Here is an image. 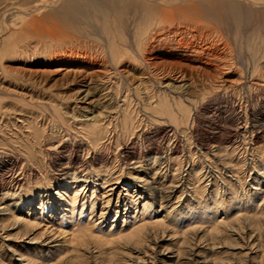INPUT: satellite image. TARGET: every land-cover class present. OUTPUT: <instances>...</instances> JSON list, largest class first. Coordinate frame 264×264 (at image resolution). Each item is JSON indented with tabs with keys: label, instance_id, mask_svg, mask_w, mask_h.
Segmentation results:
<instances>
[{
	"label": "rangeland",
	"instance_id": "obj_1",
	"mask_svg": "<svg viewBox=\"0 0 264 264\" xmlns=\"http://www.w3.org/2000/svg\"><path fill=\"white\" fill-rule=\"evenodd\" d=\"M212 2L220 20H211L212 24L216 23L214 27L210 26L213 30L210 27L203 29L204 32L210 29L211 38L207 33L205 41L199 39L197 42L199 46L204 43L213 46L215 58L207 60L203 55L202 60L194 61L191 57L194 62H179L180 66L175 70H166L168 66L164 63L168 65L176 60L160 57L145 63L135 50L131 53H135L136 60L126 56L120 66L111 68L110 65L105 71L80 66L73 67L81 69L74 70L81 72L78 74L60 70L61 64L81 61L86 54L89 59L107 60L106 52L103 53L106 39L96 30L88 37L78 27L50 20L42 24L39 32H31L29 41L16 43L23 50L3 53L0 57V107L4 110L0 111V223L5 225L0 231L2 264H19L16 260L19 255L13 253L32 258V264L45 260L69 263L68 258L74 253L65 245L66 237L52 217L59 213L54 205L59 202L56 195L59 186L53 181L57 182L59 171L70 165L79 166L83 160L95 169L121 174L119 183L96 193L93 232H97L95 235L99 238L87 239L86 246L79 249L85 257L84 264H161V260L166 264H264V7H249L238 1L245 13L240 22L230 17L227 2ZM30 19L17 22L28 24ZM205 22L210 23V20ZM218 24L221 28L216 26ZM214 28L220 29V35L216 30L219 36L214 37ZM18 34L15 33L12 42ZM201 62H208L209 66ZM163 91L174 98L180 97L189 105L192 113L185 132L175 129L165 117L158 119L150 110L151 101L147 95ZM126 105L132 110L137 128L126 134L118 125L109 135L112 139L92 157L86 155L84 144L77 138L60 139V131L51 122L53 108H59L70 119L75 116L83 120L84 116L89 119L99 113L114 114ZM31 115L36 116L31 127L41 131L43 138H49L41 139L35 145L26 126ZM114 120L113 124L117 123ZM28 153L37 158L31 161ZM162 156L170 157L164 163ZM137 158L145 169V159L152 163L147 171L150 172L146 178L148 185H154L152 181L156 179L169 189L166 194H171L170 201L163 202L162 208H159L157 196L159 199L150 198V206L142 210L143 202L149 198L146 195L140 198L144 190L139 187L140 182L130 179L127 166L131 159ZM154 158L156 162H153ZM173 158L177 159L176 165H173ZM191 168L197 175L193 180L188 174ZM90 175L92 180L89 182L93 184L94 175ZM128 181L132 183L129 185ZM32 188L33 197H28ZM21 198L22 202L18 201ZM106 199H110L107 207L101 204ZM40 200L45 205L44 211L38 208ZM101 207L105 210L99 219ZM9 213L20 218L33 216L37 228L24 229L19 222L7 219ZM243 214L254 216V219L234 225L226 223ZM160 218L166 224L168 222V227L164 231L151 232L141 245H135L131 240L113 243L103 240L113 236L115 240L127 229ZM68 222L61 227L65 232H70ZM214 223L219 226L217 235L208 231ZM23 232L26 235H22ZM51 239L52 243L43 244L44 240Z\"/></svg>",
	"mask_w": 264,
	"mask_h": 264
},
{
	"label": "bare ground",
	"instance_id": "obj_2",
	"mask_svg": "<svg viewBox=\"0 0 264 264\" xmlns=\"http://www.w3.org/2000/svg\"><path fill=\"white\" fill-rule=\"evenodd\" d=\"M30 1L31 2H28L27 0H0V57H2L3 53L5 52H11L13 50L14 51L21 50L22 46L21 48H19V45H17L16 43H18V41L23 42L24 40L29 41L30 39L29 34L31 32L33 33L39 32V30L42 29V24L50 20V22L52 21V23L55 21L57 22L60 21L65 26H68V27H74V26L78 27L79 30L82 33L84 32L85 35L87 36L88 35L90 36L91 34H93L91 33L92 30H96L100 34L104 35V39H106L105 40L106 51H104L103 53L106 52L107 60L96 61L94 59H89L88 54H86L87 55L86 58L84 57L85 59H82L81 61H78V62L76 61L73 64L67 61L68 63L61 64L60 67H58L60 70H67L66 72H75L77 74L81 73L79 71L78 72L74 71V70L81 71V69L73 68V67L76 68L78 66L82 67L83 69L86 68L90 70H100V72L108 70V68H110L109 67L110 65H111V68L112 67L116 68V66H120L122 63L125 62L124 58L126 56L132 60L134 59L136 60L137 56L134 55L135 53L134 54L131 53L132 50H135L136 54L141 58V61L143 58L144 59L143 62L145 63H148L147 61L148 59L150 61V59H157L160 57L165 58V59H170V60L171 59L176 60L174 61L175 64L173 62L171 63L173 66L169 63L171 61L169 62L167 61V63H169L170 66L169 64L165 65L164 63V66H168V67H165V69L170 68L172 70H175L176 69L175 67L180 66L179 62L181 63L183 61L194 62L195 60H198V59L202 60L203 55H206L207 60L210 58H215L214 57L215 53L213 52V49H212L213 46L211 47L210 44H206V43H204V46H199L198 44L199 42H197L199 39H203V41H205L206 38L204 37L207 36V33H208V36H210L209 31L210 29H212L211 27H214L213 24H216V23L212 24L211 20L212 22L214 20L215 21L218 20L219 22L220 20V17H221L220 14H219L220 16L219 17L217 14L218 11L215 10L214 8L215 5L214 4H213L214 6L212 5V3H214L212 1L214 0H30ZM220 1L227 2V6L230 9V17H232L233 20H237V21L238 20L240 21L241 18H243L245 14V13L243 14V12L241 11L242 9H240L241 6L237 3L238 1L247 4V6L249 7H254V8L264 7V0H220ZM37 14H41V15H37ZM28 17L31 18L30 21H27L28 24L24 23L22 25L19 22H17V20H20V19L23 20V18H28ZM207 20H210L211 24L206 23L205 21ZM204 22L206 23V25L207 24H210V25L206 26ZM216 26L219 27L220 25L218 24ZM209 27H210L209 31L207 32L203 31V29L205 28H207L206 30H208ZM219 28H221V26ZM219 28H217L218 31L220 30ZM212 30L211 32H214ZM218 31H216V33ZM16 32H19V34L17 35L16 41L12 42L11 39L15 36ZM219 32H220L219 33L220 35L221 31ZM216 33L214 32L215 34V35L213 34L214 37L218 35V33L217 34ZM187 36L190 38H186ZM16 51L15 53H17ZM191 57L194 58L193 59L194 61L191 60ZM141 61H139V64H142ZM207 63L208 62H204L203 64H205L206 66H209L207 65ZM177 64L178 66H175ZM256 72L257 71L255 70L254 74ZM75 76L77 75L75 74ZM144 88L147 89V86L144 85ZM171 95L172 94L166 93L165 91L157 95H154V94L147 95L149 98V101H151V104L149 102L150 110L152 111L153 115L157 117L158 119H160V117L161 118L165 117L167 121L171 122L175 126V129H178L181 132H185L186 124H187L186 122L188 121V118L191 117V113H192L190 111L191 109L189 105L186 104V102H183L180 99V97L174 98ZM195 95H198V94L196 93ZM184 97L185 96H183V98ZM205 97L206 95L204 96V98ZM2 109L3 108L0 107V111H2ZM52 111H53V115L51 117L52 119L51 122L53 121L55 123V126L58 132L60 131L58 135L60 139L63 140V138H66L65 140H67L69 139V137H72L76 140L77 138L78 142H81L84 144V150L86 152V155H90L91 157L96 151H98V149H100V147L104 146L106 141L108 140L110 141L112 139V137H110L109 135L115 131L118 125L121 126V130L126 134L133 133L135 128H137L136 123L134 122L135 121L134 117L132 115L133 114L132 110H130L127 105L123 106L122 108H118L114 112V114L111 113L109 115L108 114L102 115L101 113L100 115L99 113L95 116L93 115L89 119H86V116H84L83 120H78V118L75 116L70 119L65 114H63L61 110H59V108H53ZM31 116L28 117L30 119L26 120L27 121L26 123L29 124V125L27 124L26 126L27 128H29L27 129L28 130L27 133L29 134L30 138H32L33 140L32 144L33 145L38 144L41 139L46 138L48 140L49 139L48 136L43 138V133H41V131L39 132L38 129L34 127L33 125L31 127L30 124H32L34 120L36 119V116L34 117L32 116L33 118ZM113 118L117 120V123L113 124V120H114ZM27 156L29 157V159H31V161H33L34 158H37L36 155L35 154L33 155L32 153L31 154L28 153ZM166 156H168V153ZM117 158L118 157L116 156L115 157L116 161H118ZM168 158H166L167 161H168ZM166 159L165 158L162 159L164 163H166ZM145 161H146L145 162L146 169L142 166L143 162L138 161V158L135 160L131 159V161H129L130 162L129 165L125 163L129 167L128 174L130 175V179L141 183L139 187L143 188L141 190H144V191H142V193L140 194V198H143L144 197L143 195H146L149 198L147 202H143V205H142L143 211L146 210L148 206H150L151 204L150 198L154 199L155 197L158 196L160 198L159 208H162L163 202L169 203L170 201L169 199L171 195L170 193L166 194V189L168 188L166 187L164 188L161 181H160L161 183L156 182L155 181L156 179H155L152 181L154 185H148V183L146 182L147 180L146 178L150 172L148 173L147 171L149 170L148 166L151 165L152 163L149 162L150 160L148 159H145ZM156 161L157 159L154 158L153 162H156ZM172 162H173V165H176L177 159L173 158ZM86 164H88L86 163V160H83L79 166H74L72 164L73 166L70 165L66 168L64 167L65 169H62L61 171H59V175L57 176V179H56L57 182L53 181L54 184H56V186H59V191L56 193L57 198L59 199V202L58 201L54 202L55 203L54 205L56 206V209L59 213H57L56 215H52V217L55 222L59 223L57 225H59V229L61 231L60 233L65 235L66 237L64 242L67 244L65 245L70 247L72 250V253H74L73 257L69 256L70 258H68V262H69V263L67 262L68 264H84L85 257H83V255L80 253L79 249L86 246L87 239L90 238L93 240L94 238L95 240L96 238H99V236L95 235L97 232L96 233L93 232V227H95V224H96V223L94 224V220H93L95 216L94 212L96 210L95 209L96 208L95 198L97 197L96 193L102 189L104 190V188H109L110 186L119 183V180L121 179V174L119 175L117 171L108 172L107 169H103V168H102L103 170L95 169L92 165H86ZM91 164L93 163L91 162ZM191 169H192L191 172L188 174H189V178L193 177L191 179L193 180V179H196L195 177H197V175L192 173V171H194V168H191ZM125 170H127V168ZM90 174L94 175L93 184L89 182V180L92 178ZM58 178H61V179H58ZM98 180H100L101 182H98ZM127 183L130 185L132 182L128 181ZM8 190H10V188ZM109 190L111 189H108V191ZM33 192L34 190L32 188L31 192H29L28 193L29 195L27 196L33 197ZM87 192H89L90 194L87 195L86 194ZM15 193L17 194V192ZM6 194L4 193V195ZM8 194L10 193L8 192ZM23 195L27 197L25 194ZM4 197L2 199H4ZM131 198L133 199L134 202H136V199H134L135 198L134 196H132ZM109 200L110 199H106L101 204H105V206L107 207V205L110 202ZM18 201L22 202V198ZM21 202H19L18 204H20ZM214 206L217 207V205H214ZM44 207L45 205L43 201L40 200L38 208H41L44 211ZM104 210L105 208L103 209L101 207L99 217H98L99 219L102 218V216H104V213H103ZM84 212H87V214L85 218L81 220V216L84 214ZM3 214L5 213L3 212ZM1 215H2V209L0 208V216ZM243 215L239 217L238 216L234 217L226 223L229 225H232V224L234 225V224L239 223L240 221L248 222L251 219H254V216H249L247 214H245L244 216ZM30 216L28 215L27 218H20L14 215V213H9L8 214L9 218L7 219H11L14 222H19L21 225H23V227H25L24 229L28 230V229L36 227L37 225L36 222H34L33 220L34 217L31 216L30 218ZM56 217L58 219H56ZM66 221H69L68 223H70V226H69L70 232L68 231L65 232L61 228L63 225H65L64 223ZM165 222L161 218L156 219L152 222H144V223H141L140 225H137L136 227H133L132 229L131 228L129 230L127 229L128 231L126 230L124 234L120 233L117 236V239L115 240L112 239L114 236L111 237L110 239H103V240H106V242L108 241V243H113L115 241H121V240H129V241L131 240L135 245H141L144 243V241H146V239L148 238V235H150L151 232L153 233L155 230H158V229H161L164 231L168 227L167 226L168 222L167 224ZM4 229H5L4 223H0V231H3ZM208 231L211 235H217L220 232L219 226L217 225V223H214L213 226H211ZM231 231L236 232L235 229H232ZM22 235H26V233L23 232ZM109 235H113V234H109ZM30 241H33V239H31ZM52 242H53L52 239L48 240V242L44 240L43 244L44 245L50 244ZM98 243H100V240ZM56 246L60 247V245H56ZM13 254L19 255V258L17 257L18 259H16L19 262V264H24L25 261H26L25 264H32L31 263L32 258L28 257L26 259L25 257H23V254H18V253H13ZM46 262L47 261L45 260L44 262H39L38 264H58L57 263L58 261L55 263H49V262L46 263ZM160 262L161 264H166L165 262H162V260ZM0 264H2V262Z\"/></svg>",
	"mask_w": 264,
	"mask_h": 264
}]
</instances>
